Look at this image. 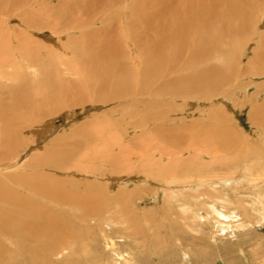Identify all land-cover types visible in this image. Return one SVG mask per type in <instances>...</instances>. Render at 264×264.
Listing matches in <instances>:
<instances>
[{"label":"bare ground","instance_id":"6f19581e","mask_svg":"<svg viewBox=\"0 0 264 264\" xmlns=\"http://www.w3.org/2000/svg\"><path fill=\"white\" fill-rule=\"evenodd\" d=\"M45 1L53 5L46 6ZM222 1L0 0V264H52V257L66 251L69 255L62 264H78L80 252L87 249L81 245L96 236L95 229L101 238L115 226L139 237L144 228L136 223L139 216L128 210V201L133 199L128 197L133 193L128 183L140 176L136 168H141L148 183L166 188L170 201L185 197L187 206L181 213L191 211L193 218H203L196 212L205 205L218 223H224L222 217H235L215 207L218 202L228 203L217 186L210 185L218 183L211 174L222 160L212 162L213 167L203 166L200 153L199 159L165 164L160 157L152 166L146 156H137L133 162L122 150L129 142L136 147L138 138L157 131L170 142L183 138L173 132L175 127L164 125L186 117L181 107L187 102L178 103L176 98L220 100L218 92L235 75L244 74H239L243 50L236 37L244 25V13L233 6L232 19L223 27ZM91 11L98 16L91 18ZM155 14L162 17L153 25L157 33L146 26ZM135 22H140L142 32L136 31L133 40L127 35L122 39L118 31ZM198 23L199 38L189 41L186 29ZM15 29L20 32L17 37ZM151 29L160 43L157 52L152 45V51L143 53L153 40H145L153 34ZM47 32L52 46L17 40L21 35L45 36ZM156 36L161 37L157 40ZM260 41L264 44V37ZM258 55L264 58V50ZM108 104L113 107L71 124V132L53 128L61 113L71 116L74 108L85 112ZM260 109L251 114L255 112V119L264 125V109ZM178 112L183 116H174ZM138 131L142 133L129 141L130 134ZM211 134L225 144L223 134ZM45 140L39 151L29 154L37 142ZM115 150L123 154L114 156ZM205 170L212 171L211 176L204 177ZM199 176H203L200 181L192 180ZM193 185L200 190L196 189L198 202L190 207L194 194L191 197L184 189L191 190ZM114 186L118 187L115 193Z\"/></svg>","mask_w":264,"mask_h":264},{"label":"rangeland","instance_id":"374dc122","mask_svg":"<svg viewBox=\"0 0 264 264\" xmlns=\"http://www.w3.org/2000/svg\"><path fill=\"white\" fill-rule=\"evenodd\" d=\"M83 1L72 0V2L78 4H81ZM45 2L46 6L51 5L49 1ZM222 2V6L219 7V13L223 12L224 17L222 18V22L223 24L226 23L223 27L227 26L229 21H231L232 9L235 8L236 11L237 8L238 12L243 10L244 13L245 20L244 22L242 21L244 23L243 26L241 25L242 31L236 35L238 43L240 39L243 50L239 61L241 70L239 74L243 72L244 74L239 75V77L233 75V81L227 84L224 87L225 89L223 88L218 92L219 95L217 97L221 98L222 101L216 98L213 100H210V98L191 99V97H188L189 100L186 97L176 98L178 103L180 101L182 103L187 102L186 107H181V111L183 110L186 113V117L183 120H178L175 124L167 122L164 125H167V127L171 126L173 129L175 127L173 132H177V137L182 134L183 138H177V140L170 142L167 135L161 131H157L154 136L140 137L143 146L140 144L139 138H134V140L137 139V143L141 148H139L137 143L135 147V145H132L133 142H129L124 148L126 152L124 149L122 150L126 155L132 156L133 162L139 156H146L149 159V162L147 161L148 164L152 162L150 163L152 166L160 157L161 161L163 160L161 164H165V162L171 163L177 160L188 161L192 158L199 159L200 153L202 156V161H200L202 165L204 164L203 166L213 167L212 162L222 160L224 163H221L217 168H214V166V171L211 174H214L212 180L216 179L218 183L212 182L210 185L213 187L217 186L216 189L218 188L221 194L225 195L228 203L218 202L215 204V207L222 210L225 214H232L235 217H231L232 219L222 217L220 220L224 223H218L215 220L218 218L214 214L212 216L209 215V213L212 214L211 208H205V205L202 206L204 209H198L196 212L198 215L200 213L203 214V218H193L191 211L188 214L181 213V208H186L187 206V199H184L185 197H173L170 201V197H167L168 190L166 188L157 189L156 185L148 183L144 174L140 172L141 168H136L138 163H135L133 166L140 176L132 177L128 183L129 189L133 192L128 195L129 198L133 196V199L128 201V210L134 213V215L139 216L135 220L137 224L140 222L138 226L141 229L144 228L142 230L143 233L139 237H132L130 236V230H118L115 226V228L112 227L113 229H108L107 235L101 238L100 232H98V229H95L94 235L96 234V236L92 237L91 235L92 240L91 238L87 241L85 240L84 244L82 243L81 245V247L83 246V248L87 249L80 252L82 257L79 255L78 264H264V167L261 168V166H264V125L263 122L261 124L260 119H255L257 117L253 115L255 114L254 110L264 109V58L258 55L262 49L264 50V44H261L260 41L264 37V1L224 0ZM92 11L90 12L91 18L97 17L98 15L92 14ZM100 13L99 11L98 14ZM235 16L241 18L240 14ZM154 17L155 19L153 18L152 23L150 22L146 26L153 28L157 33L153 25L162 17L159 14H155ZM135 24V26L126 25L125 29L119 30L121 38L127 35L128 40H133L136 36V31L142 32V28L139 27L141 26L140 22H135ZM12 26H16L15 22ZM99 26V24L96 25V27ZM153 29L150 30V33H153L152 37L149 35V37L147 36L148 38L145 37V40L150 38H153V40L149 41L151 43L148 47L145 45L147 50L143 53H148L152 49L157 52L156 49L160 41L157 44L154 40V35L157 34ZM200 30L199 23L187 28L186 32L188 31L187 34L189 36L187 39H190L189 41L197 40ZM14 31L17 30L15 29ZM145 31L148 33L147 29ZM162 32L165 33L166 31L164 32L163 30ZM18 33L20 32H15L16 37L19 35ZM50 34L47 32L45 36H37L30 33L29 37H27L28 35H21L17 40L36 41L46 46H52L53 43L49 39ZM17 43L16 41L15 46H17ZM152 45L154 48H152ZM251 69L253 71L255 69L258 73L248 74L250 72L248 70ZM242 90H245V93ZM252 94L253 96L257 95L256 100H254V97L252 98ZM110 107L112 108L113 105H105L101 107L102 109L90 108L85 112L74 108L76 111L71 116L66 112L58 115L53 123V128H56V131L60 130L59 132L67 128L66 132H71L72 129H69L71 124L76 125L82 122L85 117H88L90 113L100 112ZM251 110H253V114H251ZM181 115L183 116L182 113L178 112L174 116L178 117ZM118 116L115 119H119ZM139 132L142 133L138 131L137 133L133 132L130 134L128 137L129 141H133L134 136L140 135ZM210 132L218 135L223 134L226 139L225 144L220 143ZM25 136H30V134L25 133ZM44 142L46 143V140L42 141V143L37 142L29 150V154L31 155L35 151H39V146L42 147ZM227 142H230L231 145ZM145 144L149 145L148 149ZM123 151H119L120 153H118L115 150L112 154L118 156L119 154H123ZM255 151L256 153H254ZM145 153L147 154L145 155ZM163 156L167 158L164 159ZM247 167H249L248 169L252 168L253 171L250 172L247 170ZM258 167L259 169H257ZM210 172L212 171H203L204 177L209 176ZM202 177L199 176L192 180L200 181ZM136 184L139 185H137L138 188H134ZM117 189L118 187H113L114 193ZM196 189L200 190L195 185L192 186L191 190L189 188L184 189L186 194L190 193L188 194L189 196L192 195L191 197H193L194 194V197L190 198V207L197 201L195 199V196H197ZM203 198L205 200L206 196ZM191 210L192 212L196 211L193 208ZM186 215H188L187 218H185ZM142 216L144 218H141ZM111 239L114 241L112 242ZM85 244H88V246ZM107 244L109 247L106 246ZM68 255L69 253L66 251L60 256L52 257L50 263L62 264L61 261Z\"/></svg>","mask_w":264,"mask_h":264}]
</instances>
